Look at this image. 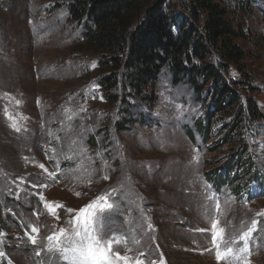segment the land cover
<instances>
[{
    "label": "rangeland",
    "instance_id": "1",
    "mask_svg": "<svg viewBox=\"0 0 264 264\" xmlns=\"http://www.w3.org/2000/svg\"><path fill=\"white\" fill-rule=\"evenodd\" d=\"M72 1L0 0V264H71L48 251L47 237L72 234L90 205L113 261L119 253L131 264H264V192L255 185L264 180V118L230 129L234 112L216 114L203 139L211 85L198 95L164 72L157 101L132 108L122 125L120 103L103 98L86 24L69 17ZM184 1L167 3L181 12ZM254 3L233 22L243 27L235 44L245 59L227 78L246 83L237 94L264 117V1ZM230 164L236 184L210 188L208 176L225 179ZM213 222L224 233L221 251L235 253L250 231L243 260L216 259Z\"/></svg>",
    "mask_w": 264,
    "mask_h": 264
},
{
    "label": "trees",
    "instance_id": "2",
    "mask_svg": "<svg viewBox=\"0 0 264 264\" xmlns=\"http://www.w3.org/2000/svg\"><path fill=\"white\" fill-rule=\"evenodd\" d=\"M255 1L185 0L180 12L167 0H73L67 10L72 20L86 24L83 40L98 54L97 68L105 73L98 81L103 98L111 105L120 103L122 125L131 124L132 108L157 101V82L168 72L174 85L185 83L198 95L211 85L210 110L198 124L204 127V139L207 122L212 124L216 114L234 112L236 122L230 129L264 118L251 97L242 100L237 94L246 83L227 78L230 66L245 59L242 47L235 44L244 37L243 27L233 22L250 16ZM209 56L211 62H206ZM238 73L247 81L239 68ZM235 171L230 164L225 179L208 176L211 188L235 185ZM256 182L264 186V180ZM0 225L6 228L7 223L0 219Z\"/></svg>",
    "mask_w": 264,
    "mask_h": 264
},
{
    "label": "snow or ice",
    "instance_id": "3",
    "mask_svg": "<svg viewBox=\"0 0 264 264\" xmlns=\"http://www.w3.org/2000/svg\"><path fill=\"white\" fill-rule=\"evenodd\" d=\"M108 206L111 207V205ZM46 207H49V210L52 211L51 206L46 205ZM96 208L97 205H90L79 213L75 220L72 221L74 226L72 234H68L64 229H61L58 234L48 236V251L63 253V258L70 261L71 264H118V262L131 264L129 257H121L119 253H115V261H113L111 258L113 255L111 242L104 246L100 238L94 234L93 225ZM100 210L103 211L104 208L101 207ZM211 227L213 229L212 242L217 249L215 255L218 261L224 260L228 256H234L238 261L243 260L245 255L249 253L248 237L250 231L245 232L240 237V240L244 242L243 247L234 253L232 248H228L225 251L220 250V242L224 233L222 229L218 228V222H213ZM253 227H255V222ZM33 232H35V229H33ZM73 236L76 237L79 243L73 240ZM29 239L33 245L36 244L34 237H29ZM66 243H70L71 247L62 246ZM35 254L39 256L40 252L37 251ZM135 264H143V261L136 259Z\"/></svg>",
    "mask_w": 264,
    "mask_h": 264
}]
</instances>
